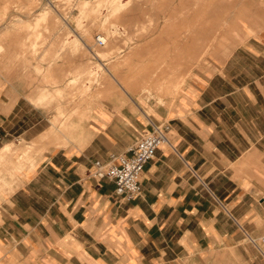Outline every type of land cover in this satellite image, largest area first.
<instances>
[{"label": "crops", "instance_id": "obj_1", "mask_svg": "<svg viewBox=\"0 0 264 264\" xmlns=\"http://www.w3.org/2000/svg\"><path fill=\"white\" fill-rule=\"evenodd\" d=\"M40 32L39 53L20 35L18 58L0 64V151L18 147L3 156L18 168L0 169V264H264V0L240 2L229 45L165 104L114 78L74 100L60 33ZM165 121L138 197L89 174Z\"/></svg>", "mask_w": 264, "mask_h": 264}, {"label": "rangeland", "instance_id": "obj_2", "mask_svg": "<svg viewBox=\"0 0 264 264\" xmlns=\"http://www.w3.org/2000/svg\"><path fill=\"white\" fill-rule=\"evenodd\" d=\"M241 1L13 0L5 7L6 18H0V64L18 58L20 35L26 51L39 53L47 43L40 29L51 27L60 33L54 38L60 44L56 53L70 56L68 85L74 93L78 91L74 100L75 95L89 99L94 85L114 78L135 94L149 86L151 92L144 98L165 104L163 98L173 97L196 67L229 45ZM23 31L28 33L19 34ZM97 35L107 42L97 44ZM53 123L62 132L68 125L59 116ZM30 149H24L19 164ZM6 151V157L18 158V147L9 146ZM10 165L18 168L0 156L1 170Z\"/></svg>", "mask_w": 264, "mask_h": 264}, {"label": "built area", "instance_id": "obj_3", "mask_svg": "<svg viewBox=\"0 0 264 264\" xmlns=\"http://www.w3.org/2000/svg\"><path fill=\"white\" fill-rule=\"evenodd\" d=\"M106 38L97 35L96 43L104 45ZM171 125L169 122L154 123L149 133L141 136L129 149V154L112 156L115 163L94 162L89 174L97 179L108 178L116 185V195L122 200H131L142 193V174L146 164L152 160L157 150L169 142ZM263 247V248H262ZM264 252V238L262 240Z\"/></svg>", "mask_w": 264, "mask_h": 264}, {"label": "bare ground", "instance_id": "obj_4", "mask_svg": "<svg viewBox=\"0 0 264 264\" xmlns=\"http://www.w3.org/2000/svg\"><path fill=\"white\" fill-rule=\"evenodd\" d=\"M106 38V37H105ZM107 39V38H106ZM119 81V80H118ZM126 88V87H125ZM126 90H128L127 88H126ZM150 88H149V86H145L144 88H143V90H142V92H141V94L143 95H147V94H150ZM70 129V126L69 125H66V126H64V129H63V131H68ZM64 133V132H63ZM9 147V146H8ZM8 147H6V148H4L2 151H0V156H1V158H3V156L5 155V153H6V150L8 149Z\"/></svg>", "mask_w": 264, "mask_h": 264}]
</instances>
